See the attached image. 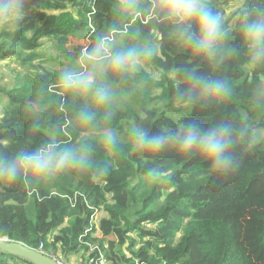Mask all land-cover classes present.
<instances>
[{
  "label": "trees",
  "instance_id": "trees-1",
  "mask_svg": "<svg viewBox=\"0 0 264 264\" xmlns=\"http://www.w3.org/2000/svg\"><path fill=\"white\" fill-rule=\"evenodd\" d=\"M26 1L35 4L32 13L16 26L0 27V64L15 57L24 67L13 85L0 83V153L55 142L77 149L87 163L52 180L0 185V237L33 249L44 243L65 258L102 252L111 264H263L264 97L258 92L264 90V63H250L241 24L264 10V0H242L223 17V51L236 53L217 66L194 55L172 25L153 17L154 0ZM234 1L208 3L222 15ZM101 37L118 50L134 46L151 54L134 71L107 74L113 103L100 110L89 104L96 120L83 126L77 114L86 101L62 92L58 76L67 67H90L81 58ZM72 39L88 42L82 56L69 55ZM192 72L224 80L230 94L207 106L178 100L177 90L187 88ZM146 114L153 115L149 123ZM236 118L250 136L235 140L238 167L227 176L213 172L197 152L175 165L134 147L133 127L153 135L190 122L207 128ZM105 128L116 135L115 147L103 143ZM241 166L262 174L243 178ZM153 173L161 178L153 180ZM210 189L228 192L235 204L212 208V198L202 196ZM102 212L98 227L94 217ZM127 242L130 257L123 250ZM0 264L32 263L0 251Z\"/></svg>",
  "mask_w": 264,
  "mask_h": 264
},
{
  "label": "clouds",
  "instance_id": "clouds-1",
  "mask_svg": "<svg viewBox=\"0 0 264 264\" xmlns=\"http://www.w3.org/2000/svg\"><path fill=\"white\" fill-rule=\"evenodd\" d=\"M150 13L158 22L172 25L178 41L191 49L194 55L205 57L213 66L223 63L227 57L236 53L234 48L223 51L227 36L223 16L213 11L208 0H154ZM26 15V0H0V27L16 26ZM241 32L250 63H264V10H254V16L242 22ZM150 54V49L134 46L118 50L111 41L101 37L81 58V62L90 67H67L60 72L58 87L62 92L86 101L77 114L81 125L94 126L96 111L89 104L100 110L109 108L113 103L114 91L105 82L107 74L111 72L119 75L134 71L142 58ZM185 82L187 88L177 90V99L186 103L200 102L207 106L230 94L224 80L208 75L188 73ZM258 97H264V90L258 92ZM110 115L109 111L104 112L105 118ZM132 133L137 150L157 153L174 148L181 153L197 152L210 162L212 171L220 176H227L238 167L232 152L234 129L225 121L207 128L201 127L198 122H190L175 131L165 130L153 135L133 127ZM116 142L114 132L105 128L103 143L112 148ZM86 163L77 149L61 148L55 142L32 151L22 150L11 156L0 153V185H11L18 181L27 184L30 180H52L74 165L83 167ZM160 178V173L152 174L153 180Z\"/></svg>",
  "mask_w": 264,
  "mask_h": 264
},
{
  "label": "rangeland",
  "instance_id": "rangeland-1",
  "mask_svg": "<svg viewBox=\"0 0 264 264\" xmlns=\"http://www.w3.org/2000/svg\"><path fill=\"white\" fill-rule=\"evenodd\" d=\"M242 0H235L231 5L225 7L224 12L222 14L223 17H228L237 7L240 6ZM35 9V4L32 1H26V10L27 15L31 14L32 11ZM87 41H78L76 39H72L69 43V46L67 48V51L70 56L74 57L77 55H81L85 52V46L87 45ZM24 69V67L21 65V63L17 60L15 57H11L5 62L0 64V83L2 85H13L15 83V78L17 76V71ZM4 97L0 94V115H1V108H2V101ZM147 116L145 120H147V123L151 122L153 115L146 114ZM234 129V137L235 140H245L250 136V130L246 127L245 123L240 119L236 118L234 121L230 123ZM154 155H157L160 157L161 162L163 164H175L180 165L184 160L189 158L190 153H181L177 151L174 148H168L161 152L154 153ZM208 167H211L210 163H208ZM241 170V176L245 178L248 173H253L254 175H261L257 170L249 169L244 166L240 167ZM203 197H210L213 200L212 208L214 209H220L223 207H229L235 204L234 198L231 194H229L226 191H222L219 189H210L208 191L203 192ZM245 214L248 217L254 218L253 214L248 211L244 210ZM105 213L102 212L100 215H97V218L95 219L96 225L99 227V221L100 218ZM56 233V232H55ZM253 248L255 249L256 255H261L262 253V246H260L258 243L253 245ZM59 256L63 257L59 252ZM67 259V258H66ZM73 261V260H70ZM264 264V259H263Z\"/></svg>",
  "mask_w": 264,
  "mask_h": 264
},
{
  "label": "water",
  "instance_id": "water-1",
  "mask_svg": "<svg viewBox=\"0 0 264 264\" xmlns=\"http://www.w3.org/2000/svg\"><path fill=\"white\" fill-rule=\"evenodd\" d=\"M129 243L123 246L124 252L130 257L127 250ZM0 251L6 252L11 255L24 258L32 264H59L51 257L39 252L37 249L28 247L27 245L9 240L7 237H0Z\"/></svg>",
  "mask_w": 264,
  "mask_h": 264
},
{
  "label": "built area",
  "instance_id": "built-area-1",
  "mask_svg": "<svg viewBox=\"0 0 264 264\" xmlns=\"http://www.w3.org/2000/svg\"><path fill=\"white\" fill-rule=\"evenodd\" d=\"M97 218V216L94 217V221ZM39 252L51 257L53 260L58 262L59 264H111L107 259L105 258L104 254L102 252H99L96 255L88 254V257L83 259H79L78 261H70L66 258H62L59 256V254L50 249L46 250L44 248V243L40 244V247L37 249Z\"/></svg>",
  "mask_w": 264,
  "mask_h": 264
},
{
  "label": "crops",
  "instance_id": "crops-1",
  "mask_svg": "<svg viewBox=\"0 0 264 264\" xmlns=\"http://www.w3.org/2000/svg\"><path fill=\"white\" fill-rule=\"evenodd\" d=\"M67 259L68 260H73L75 262V261H78L79 259H81V256L80 255H78V256H72V257L67 258Z\"/></svg>",
  "mask_w": 264,
  "mask_h": 264
}]
</instances>
